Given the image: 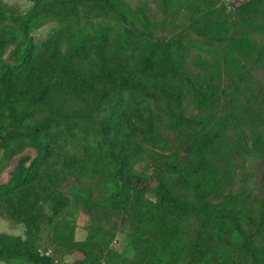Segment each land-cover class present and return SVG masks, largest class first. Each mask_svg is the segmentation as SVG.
Returning a JSON list of instances; mask_svg holds the SVG:
<instances>
[{
	"label": "rangeland",
	"instance_id": "374dc122",
	"mask_svg": "<svg viewBox=\"0 0 264 264\" xmlns=\"http://www.w3.org/2000/svg\"><path fill=\"white\" fill-rule=\"evenodd\" d=\"M34 1L0 0L13 9L0 26L11 33L26 34L35 42L24 79L13 78L0 89V96L20 106L32 89L43 87L51 97L46 107L28 117L29 122H43L42 132L58 129L65 120L103 130L109 124L118 86H129L131 98L116 117L119 128L109 129L110 139L124 134L122 147L127 158L117 176L118 184L124 186H131L134 180L146 185V174L162 158L157 136L165 140L170 153L179 151L176 158L184 161L191 156L185 145L194 136L214 135L209 158L219 176L218 191L202 197L196 190L170 182L161 193L160 214L174 224L176 231L171 238L184 257L179 264H185L187 252L201 231L199 224L211 211L223 214L229 226V232L223 233L229 241L224 252L234 262H249L252 248L264 252V231L254 229L264 223V28H253L243 21L238 6L246 0L233 5L226 0H174V12L169 14L159 7V0H127L140 13L133 18L117 11L112 0H64L41 10L38 17L46 19L37 26L27 21ZM214 9V15H208ZM229 21V31L225 32ZM106 22L112 27L102 40H83L78 33L91 34L94 26ZM253 22L264 23L263 4ZM244 31L254 44L250 54L243 53L237 43L229 44L231 34ZM227 53L233 57L231 63ZM149 54L152 61L146 68L143 59ZM119 70L140 78L126 82L116 75ZM60 73L87 80L94 88L82 94L68 92L52 81ZM206 82L216 87V92L214 101L205 106L198 96L202 91L208 93ZM1 103L0 98V125L8 120ZM7 138V149L28 142L21 135ZM51 147L52 154L37 177L12 197L0 200V243L22 249L34 245L39 256L48 260L45 264H77L83 253L72 244H57L51 225L66 216L73 226L72 239L86 238L93 213L83 206L77 192L89 184H93L92 198L104 192L96 188L85 164L90 154L92 164L98 152L85 145L83 136L76 144L59 140ZM34 152L26 145L9 155L0 145V182L8 181L19 161ZM113 168L110 166L108 172ZM114 223L108 225L112 228L108 247L116 253L126 252L128 223L121 218ZM149 224L141 236L147 240H139L135 249L127 251L124 262L111 263V256L96 263L148 264L155 246L152 231L156 229L153 222ZM95 248L105 249L101 245ZM0 264L19 263L0 257ZM209 264L231 263L226 257Z\"/></svg>",
	"mask_w": 264,
	"mask_h": 264
},
{
	"label": "trees",
	"instance_id": "16d2710c",
	"mask_svg": "<svg viewBox=\"0 0 264 264\" xmlns=\"http://www.w3.org/2000/svg\"><path fill=\"white\" fill-rule=\"evenodd\" d=\"M228 2V0H226ZM64 2V0H35L34 4L27 11V21L32 25H39L45 21V16L38 17V14L45 7L51 4ZM159 7L168 12H174V0H159ZM232 4L234 2H228ZM114 8L126 15L128 18L140 16L137 9L131 8L127 0H112ZM264 7V0H246L238 6V11L244 15L243 21L251 24L253 28H264V23H254L255 16L260 11V7ZM12 6H7L4 2H0V23L5 19L6 15L12 12ZM217 9L212 10L208 15H214ZM230 21L224 26L225 32L229 31ZM111 24L103 23L94 26L91 34L85 31H79L83 40L100 38L101 40L110 32ZM60 31L64 30L59 27ZM124 36V34L118 33ZM229 44L237 43L239 49L245 54H250L253 51V43L246 35V31L239 34H231ZM238 41V42H236ZM12 44L8 51H5L8 44ZM236 44V45H237ZM35 51V42L26 34L8 31L0 26V89L7 87L13 78L24 79L27 74L33 53ZM7 53V54H6ZM232 56L227 53L226 59L229 63L232 62ZM165 58V61H169ZM152 61L151 55H147L143 59L144 66L147 68ZM116 75L120 76L124 81L133 83L140 77L134 76L132 72L127 70H119ZM63 77V78H61ZM56 85L64 90L82 94L94 88V85L89 81L77 78L66 73H60L58 77L52 80ZM123 83V82H122ZM200 82L198 86H201ZM207 86V82L205 84ZM129 86L123 83L118 86L113 106L108 115L107 127L99 130L96 127L80 124L75 120H65L63 125L52 132H42L44 124L41 121L29 122L28 117L41 111L46 107V102L51 95L43 87L32 89L23 103L18 104L11 99H7L2 95L0 98L3 101L1 107L6 111L7 122L0 125V145L4 147L5 154H12L25 149L26 145H30L34 150L33 156H26L21 159L15 169L12 171V177L6 182H0V200L5 197H12L17 190L31 183L38 175L41 166L48 160L52 154L53 148L51 144L59 140H67L73 144L77 143L79 136L84 137L85 145L92 147V150H97L98 155L91 164L88 159H85L86 170L96 180V188H102L103 193H99V197L92 198L93 184L85 185L77 192V196L87 211L92 212L88 224V234L84 240L74 241L72 239L73 226L67 220L66 216L56 219L52 225L53 240L59 245L72 244L83 253V260L77 264H97L101 257H111V263L121 260L124 262L127 251L135 249L139 240H147L141 237L143 230L150 227V222H153L156 229L152 231L154 237V248L152 249L151 260L148 264H179L184 258L181 250L176 246V240L171 238L176 228L165 217L160 214L163 209L162 191L167 189L168 184L181 185L185 189L196 190L197 195L207 196L212 192H217L219 185V176L215 171L214 164L209 158L211 148L214 146L213 141L216 139L214 135L207 134L201 138L191 136L192 140L185 147L190 150L191 156L184 161L178 160L176 157L179 151L170 153L167 150L165 140L161 137H156L158 141L161 159L156 160L151 172L146 174V185L140 183L124 186L118 184L117 176L122 169V164L127 156L123 152L122 141L123 133H118L115 140L110 139L109 129L112 126L119 128L116 117L122 108L128 95ZM206 88V87H205ZM206 90V89H205ZM202 91L199 94V101L206 104L214 101V93L216 87L207 86V92ZM7 132L3 134V130ZM10 134V135H8ZM21 135L28 138V142L22 143L11 149H7L8 136ZM121 140V141H120ZM117 143V144H116ZM77 146V145H76ZM75 146V147H76ZM115 151V153H113ZM29 159V160H27ZM114 166L113 172L109 173V167ZM168 175L172 179L168 180ZM175 175V176H174ZM154 184H151V180ZM223 214L214 213L211 211L207 217H204L199 227L201 231L195 239L193 246L189 249L186 255L185 264H209L211 260L218 262L225 260L231 264H264V252L252 248V259L249 262H234L232 256L225 254V247L229 241L224 238L223 233L229 232V226L223 220ZM116 218H121L128 223V242L126 252L121 251L116 253L112 247H108V233L114 226ZM109 225V226H108ZM153 227V226H152ZM218 228V229H216ZM254 229L259 232L264 231V223L254 226ZM235 237L239 235L234 230ZM103 246L105 249L95 248V246ZM13 251V252H12ZM105 251V252H104ZM224 252V253H223ZM115 255V258H114ZM0 257H10L14 262L19 264H45L47 259L40 257L36 247L31 245L26 249L12 247L0 243ZM97 262V263H96ZM121 262V263H122ZM146 264V263H144Z\"/></svg>",
	"mask_w": 264,
	"mask_h": 264
},
{
	"label": "water",
	"instance_id": "95a60500",
	"mask_svg": "<svg viewBox=\"0 0 264 264\" xmlns=\"http://www.w3.org/2000/svg\"><path fill=\"white\" fill-rule=\"evenodd\" d=\"M236 1H238V0H228V2H236Z\"/></svg>",
	"mask_w": 264,
	"mask_h": 264
},
{
	"label": "built area",
	"instance_id": "2783aa9c",
	"mask_svg": "<svg viewBox=\"0 0 264 264\" xmlns=\"http://www.w3.org/2000/svg\"><path fill=\"white\" fill-rule=\"evenodd\" d=\"M46 253H47V251H46Z\"/></svg>",
	"mask_w": 264,
	"mask_h": 264
}]
</instances>
